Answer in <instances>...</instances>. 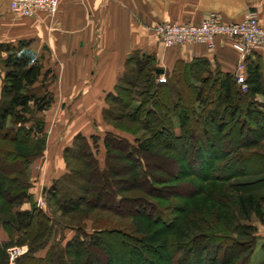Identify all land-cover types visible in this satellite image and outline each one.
Segmentation results:
<instances>
[{
	"label": "trees",
	"instance_id": "trees-1",
	"mask_svg": "<svg viewBox=\"0 0 264 264\" xmlns=\"http://www.w3.org/2000/svg\"><path fill=\"white\" fill-rule=\"evenodd\" d=\"M0 66L4 69L0 74V141L3 142L0 147L10 149L14 156L9 171L0 167V189L10 184L7 192L19 209L10 216L0 214V264L8 263L5 250L12 245H27V252L16 264H90L92 258L95 260L93 250L103 252L111 240L131 252L136 264H189L192 256L197 259L196 264L247 263L255 245L253 226L232 227L217 213L197 212L178 202L172 204L169 199L176 194L169 190L178 187L183 179H190L189 185L195 191L192 189L187 197L192 200L201 195L196 182L233 181V187L243 189L264 183V173L252 176L241 167L248 156L244 142L251 144L250 137L258 131L250 123L255 119L260 121L264 134V112L257 108V104L264 107V103L257 102L258 96L264 97L261 54H254L253 59L249 57L245 62L246 91L237 84L235 71L212 69L207 60L177 62L165 75V82H158L160 75L156 74L158 68L152 57L129 58L127 66L133 68H127L113 91L106 94L102 117L107 125H110L108 121H129L132 129L126 134L133 137V143L115 133L121 130L119 126H112L113 131H106L102 138L104 157L100 165L88 139L77 134L74 141L80 140L81 148L86 151L77 152L76 157L86 166L78 177L80 194L73 195L76 178L70 176L69 170L71 179L65 174L62 179L53 180L44 191V200L46 209L54 205L63 216L81 209L106 210L124 216L122 207L127 206L131 210L127 216L134 219L135 226L127 231L96 222L66 224L61 230L69 229L74 234L65 242L62 235L56 239L53 234L48 212L36 207L25 176L29 163L44 151V122L36 116L45 112L52 102L46 83L53 76L52 71H44L38 61L19 53L10 44L0 45ZM135 125L136 130L146 131L149 137L135 136ZM91 139L96 145L98 139L94 135ZM159 144L173 154L171 157L177 164L178 173L166 182L155 180L146 162L158 156L154 148ZM113 145L127 151L124 158L129 166L116 167ZM182 159L186 169L180 166ZM238 165L240 171L235 170ZM140 182L149 184L151 192L142 191ZM128 191H141L156 203L142 197L127 198L123 193ZM261 200L264 201V195L260 193L238 198L236 206L244 220L249 215L261 216ZM159 201L167 204L163 206ZM210 216L213 222L207 220ZM43 250V257L36 256ZM107 262H111L110 258Z\"/></svg>",
	"mask_w": 264,
	"mask_h": 264
},
{
	"label": "crops",
	"instance_id": "crops-1",
	"mask_svg": "<svg viewBox=\"0 0 264 264\" xmlns=\"http://www.w3.org/2000/svg\"><path fill=\"white\" fill-rule=\"evenodd\" d=\"M211 12L230 23L255 12L264 28V0H58L53 17L39 13L34 18L13 14L9 1L0 0V45L16 46L44 71H54L51 91L56 107L74 94L79 103L84 102V94L94 99L101 94L98 107L103 110L106 94L126 72L128 59L135 56L152 57L163 77L177 62L199 59L207 60L212 69L233 73L237 54L229 40L217 38L212 50L201 44L164 49L152 36L157 23H199ZM72 118L69 113L64 123ZM90 131L81 129L71 140L77 134L92 136Z\"/></svg>",
	"mask_w": 264,
	"mask_h": 264
},
{
	"label": "rangeland",
	"instance_id": "rangeland-1",
	"mask_svg": "<svg viewBox=\"0 0 264 264\" xmlns=\"http://www.w3.org/2000/svg\"><path fill=\"white\" fill-rule=\"evenodd\" d=\"M2 53L1 56H3ZM127 68H133V66H128ZM4 69L0 66V74L2 75ZM53 76L48 77L47 88L48 92L52 96V102L49 108L38 114L36 117L40 118L44 122V132L46 134V143L44 147L43 153L32 160L29 165L26 167V180L28 182L29 193L32 195V198L35 200V205L39 208L38 203L44 200V191L50 186L51 182L57 179H62V176H68L70 179L74 177L76 180V185L72 188L73 195L77 196L80 194L79 186L81 185L80 179H78L79 174L85 170V162L77 160V152H81L85 154V150L81 148L82 142L78 139L74 141L71 140L73 136L80 132L81 129L89 132L92 128L94 130L90 131L92 135L96 139H98L97 144H92L91 135L87 133L86 138L90 146L92 147V152L95 154L96 159L99 160L100 165H103V157H104V147L102 145V138L105 135L106 131H113V127L119 126L121 128V132H115L121 137L128 139L130 143H133V137L129 136L128 129L131 128V124L127 120H121L119 122L108 121L110 125H107L103 121L102 110L99 109L98 105L102 104V96L101 94L96 95V99L91 98L90 95L84 94L83 101H76V94L71 95V99L67 97V99H63L64 103L56 102V96L52 93V86L56 81L54 71H52ZM166 78V77H165ZM72 96H74V101L72 100ZM69 102V103H68ZM257 102L264 103V97L258 96ZM69 104H72L71 107H68ZM78 106V107H77ZM101 107V106H100ZM257 108L264 112V107L257 104ZM100 112V113H99ZM72 113L73 121L68 122V124L64 123L66 116ZM250 126L256 131L253 137H250V141H253L251 144L248 142H244L246 144V148L244 149L245 153L248 155L243 159L241 163V167L245 170L247 174H253L252 176H257L259 174L264 173V134L262 135V129L260 121L255 119L250 123ZM134 129L138 128L137 125L133 127ZM135 129V130H136ZM137 137H149L148 133L143 130H136ZM59 138V141L57 138ZM72 141L74 142V147H69L66 151L64 147ZM235 141L232 143L234 144ZM155 143H159L156 141ZM3 142L0 141V146H2ZM9 145L10 143H4ZM12 145V144H10ZM9 145V146H10ZM12 147V146H10ZM112 154H113V162L116 167L127 166L129 161L124 158L126 156V150L122 149L121 146H112ZM0 147V167L5 171H9L12 165V160H14V156L9 153L6 148ZM8 152V153H7ZM154 152L158 154L157 157H153L150 160L146 161L148 165L149 173L152 175L155 180L159 182H166L169 178L177 174V164L170 151L162 148V146L156 145L154 148ZM7 154V155H6ZM180 166L182 169L185 167V163L183 159L180 161ZM129 166V165H128ZM239 165L235 167V170L240 171L241 168ZM186 169V168H185ZM71 171L72 174L68 175V171ZM177 172V173H176ZM78 175V176H76ZM14 176V175H13ZM76 176V177H75ZM128 179V178H126ZM172 182V181H171ZM190 179H183L181 183H179L176 188L169 190V193H175L176 196L171 197L169 200L172 204L178 202L180 204L187 205L189 209L196 210L197 212L204 213H217L218 216H222L227 219L228 224L230 226H235L238 224H249L255 228L254 238L255 245L253 251L250 255L249 260L246 264H264V201L261 200L260 203V217H256V215H249L248 220H244L243 213L240 212L236 206L237 200L239 197H246L250 193H260L264 195V183L257 184L254 187H246V188H237L233 187V181L229 182H220V183H197L198 192H201V195L195 197V199H190L187 196L192 194V189L195 188L189 185ZM129 185V184H126ZM8 186L5 189H0V214L5 216H10L13 210H19L18 207L13 204L14 197L9 194ZM140 189L145 192H151L149 188V184H145L144 182H140ZM201 186V187H200ZM201 188V189H200ZM7 193V195H6ZM5 194V195H4ZM127 198L131 197H142L151 200L156 203V201L152 200L145 196L141 191H128L123 193ZM145 196V197H144ZM181 197V200H180ZM10 202V203H9ZM174 202V203H173ZM160 204L165 206V202L159 201ZM108 204V203H107ZM27 206V205H26ZM24 207V205H23ZM41 210H45L52 218L53 224V234L56 236V239L59 238V235H62L65 240L69 239L72 234H74L72 230L65 229L61 230L63 226L66 224L70 225H78L85 222H96L97 225L114 227L122 230H130L134 228L135 224L133 222L134 219H130L127 214L131 213L129 207H122V211L124 216H118L113 212H109L106 210H90L86 211L85 209H81L78 212L63 216L61 210H59L54 205L51 208L46 209V204L41 206ZM40 209V208H39ZM129 209V210H128ZM208 211V212H207ZM127 212V213H126ZM173 214V213H171ZM208 221L213 220V216L207 219ZM213 222V221H212ZM89 224V223H88ZM118 241L111 240L108 242L107 247L101 251H94L93 256L95 260L90 262V264H136L134 262V256L131 252H128L122 245L117 244ZM11 247H26L27 245H12L6 248L5 252L7 254V250ZM27 252V251H26ZM45 250L39 251L36 253V256L43 257L45 255ZM164 254V251H160ZM8 257V254H7ZM107 258H110L111 262H107ZM119 258V259H118ZM133 259V260H132ZM196 258L191 257L189 259V264H196ZM8 261V260H7ZM29 264H43L42 262H29ZM159 264H163L162 262ZM165 264V263H164Z\"/></svg>",
	"mask_w": 264,
	"mask_h": 264
},
{
	"label": "built area",
	"instance_id": "built-area-1",
	"mask_svg": "<svg viewBox=\"0 0 264 264\" xmlns=\"http://www.w3.org/2000/svg\"><path fill=\"white\" fill-rule=\"evenodd\" d=\"M13 14L24 18H34L39 13L53 17L58 8V0H8ZM152 36L157 44L168 49L175 46L204 45L212 50L217 38L230 41L237 54L235 67L236 82L242 91H246L245 62L253 54L259 53L264 58V28L258 21L255 12H249L239 22H226L216 14L209 13L199 23L160 22L152 28ZM158 82H165L160 76ZM45 201L38 203L40 209ZM26 247H11L7 250L8 263L16 264V260L25 254Z\"/></svg>",
	"mask_w": 264,
	"mask_h": 264
},
{
	"label": "water",
	"instance_id": "water-1",
	"mask_svg": "<svg viewBox=\"0 0 264 264\" xmlns=\"http://www.w3.org/2000/svg\"><path fill=\"white\" fill-rule=\"evenodd\" d=\"M162 73H163V70H161V69H157V70H156V74L161 75Z\"/></svg>",
	"mask_w": 264,
	"mask_h": 264
}]
</instances>
